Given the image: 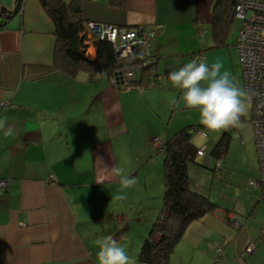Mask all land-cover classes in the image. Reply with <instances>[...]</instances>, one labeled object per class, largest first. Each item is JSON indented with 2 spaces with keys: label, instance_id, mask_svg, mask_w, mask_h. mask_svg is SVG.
I'll return each mask as SVG.
<instances>
[{
  "label": "crops",
  "instance_id": "crops-1",
  "mask_svg": "<svg viewBox=\"0 0 264 264\" xmlns=\"http://www.w3.org/2000/svg\"><path fill=\"white\" fill-rule=\"evenodd\" d=\"M78 1L83 23L156 32L157 63L127 87H114L106 72H80L72 79L47 70L56 41L39 0H21L10 19L0 17L6 22L0 31V117L7 116L14 130L0 131V181L7 182L0 190V264H98L96 243L106 236L137 261L146 236L139 222L126 226L124 205L125 199L136 205L141 191L154 199L147 202L151 210L159 206L163 156H152L151 142L201 126L169 73L200 56L220 63L221 72L243 89L235 48L239 30L231 32L230 10L226 22L217 20L226 10L221 0H124L119 9L109 0ZM16 2L0 0V11H14ZM95 57L94 49L89 60ZM149 80L152 87L145 86ZM241 121L237 131L248 142L240 146L252 164L237 187L214 171L210 153L189 166L190 189L217 210L186 228L169 264H264V203L259 188L249 185L259 177L251 108L249 120ZM224 134L229 129L208 136L216 144ZM114 166L134 177L135 185L121 191ZM125 193V199L116 198Z\"/></svg>",
  "mask_w": 264,
  "mask_h": 264
},
{
  "label": "trees",
  "instance_id": "trees-1",
  "mask_svg": "<svg viewBox=\"0 0 264 264\" xmlns=\"http://www.w3.org/2000/svg\"><path fill=\"white\" fill-rule=\"evenodd\" d=\"M221 1L224 2L226 10L224 17L219 16L217 20L226 22L229 17L227 11H231L234 0ZM39 2L54 24L56 41L54 62L47 70L58 71L72 79L80 72L99 71L113 75L118 66L111 44L105 41L95 42L94 60L87 59L84 54L85 46L81 36L84 23L80 17L81 6L78 0H39ZM20 3L21 0H17L16 9L12 12L1 10L0 17L10 19L18 12ZM109 5L119 9L124 6V0H109ZM0 23L4 28L6 22ZM156 63L143 72L155 69ZM192 127H186L164 140L159 151L163 156L162 206L139 249L137 261L142 264H168L186 228L192 222L217 210V206L207 197L190 189L188 168L196 163V153L199 150L192 141V131L198 127ZM230 141L229 135L224 134L212 148L210 156L215 161L222 159Z\"/></svg>",
  "mask_w": 264,
  "mask_h": 264
},
{
  "label": "built area",
  "instance_id": "built-area-1",
  "mask_svg": "<svg viewBox=\"0 0 264 264\" xmlns=\"http://www.w3.org/2000/svg\"><path fill=\"white\" fill-rule=\"evenodd\" d=\"M231 21H238L239 32L235 44L238 63L243 77V89L250 97L251 123L253 125L255 147L258 159L259 177L249 185L260 190V201L264 203V0H234ZM0 23V31L2 30ZM84 41V54L87 59L94 57L95 42L105 41L112 45L118 68L111 76L116 88L127 87L139 81L141 73L152 67L158 59L156 32L142 26L137 28L118 27L109 24L84 23L81 33ZM200 58L195 56L194 59ZM149 80L145 86L152 87ZM197 133L204 129H196ZM193 133V131H192ZM163 141L154 138L151 148L159 153ZM197 158L206 156L205 147L196 153ZM220 161L215 162L214 171L220 172ZM7 189V182L0 181V190ZM235 227L240 221H234ZM249 245L246 252L252 253ZM220 256L221 249L216 250Z\"/></svg>",
  "mask_w": 264,
  "mask_h": 264
},
{
  "label": "clouds",
  "instance_id": "clouds-1",
  "mask_svg": "<svg viewBox=\"0 0 264 264\" xmlns=\"http://www.w3.org/2000/svg\"><path fill=\"white\" fill-rule=\"evenodd\" d=\"M221 68L220 63L209 64L197 58L170 72L168 76L172 87L182 93L180 101L183 106L198 113L204 129L198 133L202 141H207L209 133L239 127L241 117L246 115L250 103L248 92L235 84L228 72L222 73ZM7 125L8 117H0V131L12 135L14 130ZM110 170L119 178L121 191L135 185L136 179L123 168L114 166ZM116 198L123 200L126 193ZM96 248L98 264H137L135 257L111 236L97 241Z\"/></svg>",
  "mask_w": 264,
  "mask_h": 264
},
{
  "label": "rangeland",
  "instance_id": "rangeland-1",
  "mask_svg": "<svg viewBox=\"0 0 264 264\" xmlns=\"http://www.w3.org/2000/svg\"><path fill=\"white\" fill-rule=\"evenodd\" d=\"M239 26H240V24L238 21H233L232 26H231L232 34L234 33V35H235V32H237V29L239 30ZM250 108L251 107H250V103H249L247 113H246V115H244L246 120H249ZM242 123L243 122L241 121L240 124H242ZM245 123H247V122H244V124ZM193 127H198V129H203L202 126H193ZM237 130H239V127H233V128L229 129V137L231 138L230 145H229V148H228L225 156L219 160L221 163L220 172L223 173V176H225V177L229 176V182L231 183V185L233 184L236 187L238 186V182L240 181V179H242L243 176L246 175V170H245L246 167L245 166H248L250 163L252 164V162H253L252 155L249 153L248 149L247 148L243 149V147L240 146V144H243V143L245 144V142L246 143L248 142V137L246 139H244L241 136V134L239 135V132ZM192 141H193V144L198 149H200L202 145H206V148H207L206 154H209L211 149L215 145V142L213 143V141H215V140H213L212 136H208L207 141H202L199 138L196 129H193ZM151 154L154 157L162 158L161 153H155L153 151V149H151ZM255 161L257 163V168H258L259 165H258L257 156L255 157ZM202 169L207 171V172H210L212 174V169L209 166H203ZM258 170H259V168H258ZM135 196H137V197H135V201H134L136 205L129 204L128 203L129 201L127 199H125V205L124 206L127 207L126 214H125V223H126V226L128 224L130 226H133V224L136 225L137 222H139L140 228H141V234H143L145 232V234L143 235V237H145L148 235L150 228L152 227L153 223L155 222V220L158 216L157 213H159L160 208L162 206V198H160V200H159L160 201L159 206H155V207H157V209L154 210L156 212L155 213L153 210H151L149 208L148 203H147V202L154 203L153 202L154 199L150 200V199L145 198L141 191L135 193ZM155 201H156V199H155ZM131 211H133L135 213H131ZM150 225H151V227L149 228ZM145 229H146V231H145ZM168 264H169V262H168Z\"/></svg>",
  "mask_w": 264,
  "mask_h": 264
}]
</instances>
